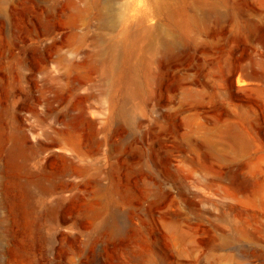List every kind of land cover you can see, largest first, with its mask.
<instances>
[{
	"label": "rangeland",
	"instance_id": "rangeland-1",
	"mask_svg": "<svg viewBox=\"0 0 264 264\" xmlns=\"http://www.w3.org/2000/svg\"><path fill=\"white\" fill-rule=\"evenodd\" d=\"M114 7L0 0V264H264V0Z\"/></svg>",
	"mask_w": 264,
	"mask_h": 264
},
{
	"label": "bare ground",
	"instance_id": "bare-ground-1",
	"mask_svg": "<svg viewBox=\"0 0 264 264\" xmlns=\"http://www.w3.org/2000/svg\"><path fill=\"white\" fill-rule=\"evenodd\" d=\"M118 0H105V5L107 6V14L112 17L110 22H113L114 20H119L122 19V21H127L128 20V16L127 17H120V14L117 12V10L114 7V4L117 3ZM129 8V7H128ZM127 27V26H126ZM129 32V31H128ZM124 41V40H123ZM122 40H114V44L111 48V51L114 52H119L120 49H122L124 46ZM126 42V41H125ZM113 65V64H112ZM113 67V66H112ZM127 73V72H126ZM126 76V75H125ZM123 77V76H122ZM124 78V77H123ZM127 79V78H126ZM128 80L130 82V84H136V77L134 73L130 74V77H128ZM125 81V79H124ZM123 81V82H124ZM117 114L121 117H123L124 120H129L130 118V114L128 109H126L125 107H119V109H117ZM19 151V150H18ZM111 231L112 232H118L119 228L115 227L114 225H111ZM256 251V250H255ZM252 254L255 256V252L252 251Z\"/></svg>",
	"mask_w": 264,
	"mask_h": 264
}]
</instances>
